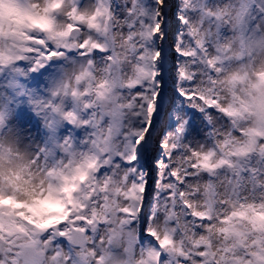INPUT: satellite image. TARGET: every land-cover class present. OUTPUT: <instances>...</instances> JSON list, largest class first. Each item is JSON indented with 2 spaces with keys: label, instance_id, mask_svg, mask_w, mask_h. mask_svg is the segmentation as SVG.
I'll use <instances>...</instances> for the list:
<instances>
[{
  "label": "snow or ice",
  "instance_id": "6c2138e0",
  "mask_svg": "<svg viewBox=\"0 0 264 264\" xmlns=\"http://www.w3.org/2000/svg\"><path fill=\"white\" fill-rule=\"evenodd\" d=\"M0 264H264V0H0Z\"/></svg>",
  "mask_w": 264,
  "mask_h": 264
}]
</instances>
